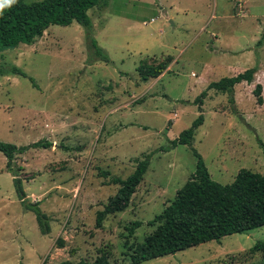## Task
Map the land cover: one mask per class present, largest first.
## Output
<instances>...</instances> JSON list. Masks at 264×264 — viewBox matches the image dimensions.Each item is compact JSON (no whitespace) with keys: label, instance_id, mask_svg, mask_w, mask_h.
<instances>
[{"label":"rangeland","instance_id":"obj_1","mask_svg":"<svg viewBox=\"0 0 264 264\" xmlns=\"http://www.w3.org/2000/svg\"><path fill=\"white\" fill-rule=\"evenodd\" d=\"M227 1L229 18L224 0H102L87 14L108 64L87 63L84 29L75 22L49 27L32 46L0 51V70L27 76L0 77V141L52 144L12 162L29 202L49 217L47 235L22 208L0 153V264H91L100 255L130 264L131 248L155 229L147 222L195 172L192 149L222 185L240 169L264 172V0ZM160 63L170 64L166 76L142 83L136 67ZM251 68L253 82L235 86L234 103L208 91L191 146L158 152L191 127L199 115L192 102L211 82ZM256 84L262 106L252 95ZM150 153L130 205L96 228V213L119 188L100 172L126 179ZM133 222L142 225L126 239ZM257 241L264 226L142 264H264V254L251 251Z\"/></svg>","mask_w":264,"mask_h":264},{"label":"trees","instance_id":"obj_2","mask_svg":"<svg viewBox=\"0 0 264 264\" xmlns=\"http://www.w3.org/2000/svg\"><path fill=\"white\" fill-rule=\"evenodd\" d=\"M102 0H40L27 4L25 0L16 2L0 12V51L16 48L19 45H33L51 26H70L79 24L85 33L87 63L110 62L107 53L98 46L92 36V23L88 11L99 6ZM260 45V42H257ZM166 64L156 66L141 64L136 68L141 82L158 78L166 68ZM256 68H251L232 77H224L211 82L192 102L199 112L191 127L169 141L168 147H161L158 152H167L178 145L191 146L196 129L203 124L202 106L208 91L227 94L229 103H234V87L243 82H253ZM8 74L26 78V74L17 67L0 70V77ZM32 86L37 88L34 80L29 78ZM252 95L258 106H262V86L256 84ZM185 103V102H184ZM52 144L40 140L26 146L0 141V153L6 159V169L12 175L15 195L25 211L33 213L42 235L50 232L49 217L39 208V203L29 202L23 187V180L12 168L17 155L30 149H48ZM264 152V146L260 144ZM196 158V169L184 185L176 191L174 199L163 211L147 222L155 227L142 243L132 247L130 264L174 255L208 242H219L222 238L244 234L264 226V172L255 173L240 169L230 184L222 185L214 182L205 167L202 157L192 149ZM153 154H147L136 161L134 171L126 178L110 177L108 171H101V177L108 179L107 184L118 185L115 195L110 197L101 211L96 213L95 226L100 228L104 219L114 213L124 211L131 203L133 194L142 183ZM141 222H133L127 228L126 239L133 236L140 228ZM252 252L264 254V241L255 242ZM59 264H89L81 260L77 263L63 261ZM91 264H114L106 255L95 258Z\"/></svg>","mask_w":264,"mask_h":264},{"label":"crops","instance_id":"obj_3","mask_svg":"<svg viewBox=\"0 0 264 264\" xmlns=\"http://www.w3.org/2000/svg\"><path fill=\"white\" fill-rule=\"evenodd\" d=\"M224 1L227 3V7H228V8H227V11H226V15H227L228 10H229V7H230L229 5H230V4L232 5V2L227 1V0H224ZM239 1H243V4H244V0H239ZM248 1H250V0H245V2H248ZM255 2H256V0H255ZM248 3H249V2H248ZM245 5H246V4H245ZM252 5H254V4H252ZM241 7H242V5H241ZM243 7H245V6H243ZM248 7H250V6L248 5ZM235 11L237 12V13L235 12L237 15L241 13L240 11H239V12H238L237 10H235ZM247 12H248V11H247ZM242 16H243V18H244L243 20H245V19H246V13H243ZM227 17L229 18L228 15H227ZM230 20H231V19H230ZM243 20H242V21H243ZM242 21H239V23L242 22ZM204 30H205V29H204ZM204 30H203V31H204ZM211 34H212V33H211ZM30 46H32V45H30ZM169 65H170V64H168V65L166 66L165 71H164V72H163L158 78H156V79H162L164 76H166V74H167L166 70H167V68L169 67ZM138 66H139V65H138ZM138 66H137V67H138ZM172 66H173V64H172ZM172 66H171V68H169V69H172ZM137 67H136V68H137ZM135 71H136V69H135ZM194 73H195V72H194ZM191 74H192V73H191ZM234 76H235V75H234ZM152 80H154V79H152ZM147 82H148V81H147ZM142 83H143V82H142ZM145 83H146V82H145ZM234 88H235V87H234ZM204 101H205V100H204Z\"/></svg>","mask_w":264,"mask_h":264},{"label":"clouds","instance_id":"obj_4","mask_svg":"<svg viewBox=\"0 0 264 264\" xmlns=\"http://www.w3.org/2000/svg\"><path fill=\"white\" fill-rule=\"evenodd\" d=\"M16 0H0V12H2L6 7L12 6Z\"/></svg>","mask_w":264,"mask_h":264}]
</instances>
